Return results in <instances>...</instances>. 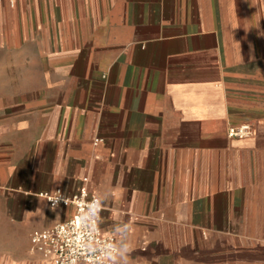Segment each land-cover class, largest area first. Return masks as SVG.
<instances>
[{"label": "crops", "instance_id": "crops-1", "mask_svg": "<svg viewBox=\"0 0 264 264\" xmlns=\"http://www.w3.org/2000/svg\"><path fill=\"white\" fill-rule=\"evenodd\" d=\"M248 8L0 0V264H52L29 234L74 211L46 193L82 185L108 194L104 233L131 225L129 264H264V16Z\"/></svg>", "mask_w": 264, "mask_h": 264}, {"label": "built area", "instance_id": "built-area-1", "mask_svg": "<svg viewBox=\"0 0 264 264\" xmlns=\"http://www.w3.org/2000/svg\"><path fill=\"white\" fill-rule=\"evenodd\" d=\"M250 130L249 124L231 125L227 128V134L231 137L242 138L249 134ZM96 196V194L89 193L83 185L72 195H65L60 188L52 193H46L45 198L49 205L53 206L51 201L58 197H66L70 201L69 204L74 206V211L68 219L52 227L32 229L29 234L30 249L52 264H90V258L75 247L73 240L80 230L79 214L86 213V203ZM60 204L66 205L63 200ZM95 237L98 243H104L112 239V234L104 233L100 228L95 233Z\"/></svg>", "mask_w": 264, "mask_h": 264}, {"label": "clouds", "instance_id": "clouds-1", "mask_svg": "<svg viewBox=\"0 0 264 264\" xmlns=\"http://www.w3.org/2000/svg\"><path fill=\"white\" fill-rule=\"evenodd\" d=\"M68 205L70 201L66 197H58L52 202L58 206L60 201ZM108 200V194L94 197L86 203V213L78 216L80 230L75 234L73 244L90 258V264H129V257L134 251L131 225L123 217H118L112 227V239L104 243L96 241L95 233L100 230L103 218L100 213L104 211V204Z\"/></svg>", "mask_w": 264, "mask_h": 264}, {"label": "rangeland", "instance_id": "rangeland-1", "mask_svg": "<svg viewBox=\"0 0 264 264\" xmlns=\"http://www.w3.org/2000/svg\"><path fill=\"white\" fill-rule=\"evenodd\" d=\"M261 3L263 5H261ZM259 4H260V7L261 6L263 7L261 12H262V15L264 16V0H248V6H249L248 13L250 16H254L255 6H258ZM72 44L76 52L77 51L79 52V54L76 57L72 58L76 60V77H77L76 79L83 80V41L80 42L78 40H74ZM23 75H24V81H29V82L31 81L32 76H33V74L30 72H25ZM43 75L42 73L40 74L41 80H42V77H44ZM212 237L211 235L209 236V234L205 233V234L200 235V240L201 242H206V241H209ZM259 237H262L264 239V234Z\"/></svg>", "mask_w": 264, "mask_h": 264}, {"label": "bare ground", "instance_id": "bare-ground-1", "mask_svg": "<svg viewBox=\"0 0 264 264\" xmlns=\"http://www.w3.org/2000/svg\"><path fill=\"white\" fill-rule=\"evenodd\" d=\"M201 76V75H200ZM195 78H197V77H195Z\"/></svg>", "mask_w": 264, "mask_h": 264}]
</instances>
